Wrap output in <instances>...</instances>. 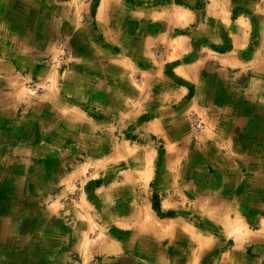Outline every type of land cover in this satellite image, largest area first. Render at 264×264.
<instances>
[{
    "label": "crops",
    "instance_id": "obj_1",
    "mask_svg": "<svg viewBox=\"0 0 264 264\" xmlns=\"http://www.w3.org/2000/svg\"><path fill=\"white\" fill-rule=\"evenodd\" d=\"M68 3L0 0V264H264V0Z\"/></svg>",
    "mask_w": 264,
    "mask_h": 264
},
{
    "label": "rangeland",
    "instance_id": "obj_2",
    "mask_svg": "<svg viewBox=\"0 0 264 264\" xmlns=\"http://www.w3.org/2000/svg\"><path fill=\"white\" fill-rule=\"evenodd\" d=\"M34 1H36V0H34ZM79 1H82L83 3H87V2H89L91 0H79ZM68 2H70V0H57V4L59 5V7H65L66 5H69ZM30 3L32 4L33 1L30 2ZM37 3H40L41 6H43V5L47 6L48 5V0H37ZM89 5L90 6H93L94 3L91 2V4H89ZM56 10H57V12H56V15H57V18H56L57 19L56 20L57 21L56 22V26H57V28H62V26L65 25V24L69 25V21H66L65 16H64V13L68 9H59L58 8ZM92 10H94V9H88L87 10L88 11V14L85 17H82V21H84L86 18L87 19L90 18V12H92ZM155 11H158L157 13H154L152 15L155 23L156 22H159L160 23V22H162L161 20H164L165 19L169 23H172V25H174L175 27H177V25H179L178 23H181L183 21H186L185 19H183L184 17H187V15L183 11V9H168V11L167 12L165 11V13H162L161 12V9H154V12ZM200 12H203L202 14H205L206 13L205 12V9H200ZM141 16H144V12L143 11H141ZM188 16H190V14ZM81 25H82V23H81ZM60 40L63 41L64 40V36L61 35L60 37H58V46H57V49L59 50L58 53L63 54V53L66 52L67 47L60 46L61 45V44H59V43H61ZM153 52L155 53L156 56H159L160 55V48L159 47H155L153 49ZM192 116L193 115H191L190 118ZM189 122H190V120H189ZM189 125H190V123H189ZM200 130H198V131H200ZM192 131L198 132V131H195L193 129H192ZM126 136H128V135H126ZM155 146H157V147H155ZM155 146L153 145V147H154L153 148V153H154V155H156V153H155L154 150L155 149L158 150V153H157L158 157L157 158L153 157L152 163H150V158L151 157H147L145 155V152L147 153L148 150H145L144 149V143L143 142L142 143L138 142L135 145H134V143H131V145H130V143L125 142V141H122L121 142V147H120L121 157L119 159L111 158L110 157V158H106L105 161H106L107 164H110V165H112L113 163H115L116 166H126L128 164V157L124 156V154H128V155L137 154L138 160L135 162V164H137V165H143V166H148L149 164H152L153 166L154 165H160L161 164L160 163V155H161V153L163 151L162 150L163 149V143L160 142V141H156ZM96 165L97 164H96L95 161L90 160V162H89V166H90L89 168L90 169H92L94 171L96 169ZM95 177H96V174L95 173L93 174V172H89L86 175V178H87L88 181H94ZM153 210L156 211L157 213H161L160 212V206L158 205V202L156 200L153 201ZM159 217H161V215H159ZM143 224H145L144 220H143V222H138L137 225L140 228L139 225H143ZM155 224H156V222L154 221L153 222V226H155Z\"/></svg>",
    "mask_w": 264,
    "mask_h": 264
},
{
    "label": "built area",
    "instance_id": "obj_3",
    "mask_svg": "<svg viewBox=\"0 0 264 264\" xmlns=\"http://www.w3.org/2000/svg\"><path fill=\"white\" fill-rule=\"evenodd\" d=\"M190 126L192 127L193 130L198 131L203 127V121L200 119V117L193 115L190 118Z\"/></svg>",
    "mask_w": 264,
    "mask_h": 264
}]
</instances>
